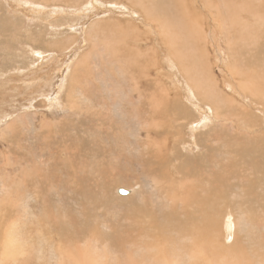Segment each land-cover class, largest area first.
Instances as JSON below:
<instances>
[{"label": "rangeland", "instance_id": "obj_1", "mask_svg": "<svg viewBox=\"0 0 264 264\" xmlns=\"http://www.w3.org/2000/svg\"><path fill=\"white\" fill-rule=\"evenodd\" d=\"M134 1L0 0V206L9 211L2 232L22 247L16 264H65L64 252L88 250L87 262L153 264L146 254L174 250L164 244L174 225L205 264H264V94L243 87L264 77V20L242 21L241 43L219 0H178L170 22L190 44L171 47L166 21ZM184 181L218 197L206 206L217 208L210 223L169 218ZM96 232L102 241L90 240Z\"/></svg>", "mask_w": 264, "mask_h": 264}, {"label": "bare ground", "instance_id": "obj_2", "mask_svg": "<svg viewBox=\"0 0 264 264\" xmlns=\"http://www.w3.org/2000/svg\"><path fill=\"white\" fill-rule=\"evenodd\" d=\"M226 1H227V4H226ZM219 0V1H216V3H217V10L216 11H218L220 8H224V7H226L227 6V10L225 11V15L224 16H226V18L228 19V21L230 22V24H232V27L235 29V31H234V33H236L237 32V37H238V40L240 39L241 40V43L242 42H246V38H247V36L248 35H246V30H247V27L245 26H243L242 25V21H244V20H249V19H258V22L259 23H261V21L262 20H264V0H259V4L258 5H256V7H250L248 4H246L245 3V0ZM251 2L253 1V0H250ZM255 1V0H254ZM135 2V5H138L139 7H141V9H142V11H144L145 12V14L147 15V18L148 19H150L151 21L152 20H157V21H159V19L160 18H162L163 20H165L166 22H165V25H161V27H163V26H166L172 33H170L169 32V35L167 34V33H165L166 34V36L168 35V36H170V37H168V40L170 41V43H168V40L166 39V41H167V43L168 44H170L169 46H171V47H177V46H183V48L185 47V46H189V42H188V40H187V42L189 43L188 45H186V37H183L182 35H183V33H181L182 31V28H183V25L181 24V26H179V28H177L178 26H174L171 22H170V18L171 17H173V16H175L176 15V13H177V9H178V7H179V1L178 0H135L134 1ZM133 2V3H134ZM212 2V1H211ZM257 3V2H256ZM119 5V4H118ZM182 5V4H181ZM250 5H252V4H250ZM253 6V5H252ZM208 7V6H207ZM180 8H181V6H180ZM210 8V7H209ZM211 10V9H210ZM187 14V13H186ZM96 15H97V13H96ZM178 16V15H177ZM180 16H181V14H180ZM218 16H219V13H218ZM220 17H222V16H220ZM169 18V19H168ZM246 18H249V19H246ZM100 19V18H99ZM187 19V18H186ZM224 19V18H223ZM177 20V19H176ZM176 20L174 19L173 21L175 22V23H177L176 22ZM180 20V19H179ZM188 20V19H187ZM154 21V22H155ZM224 22H225V20H224ZM253 23H254V21H253ZM177 24H179V22L177 23ZM187 24V23H186ZM188 24H191V23H188ZM159 25V26H160ZM184 25H185V23H184ZM255 25V24H254ZM253 26V25H252ZM185 27V26H184ZM251 27V26H250ZM79 28V27H78ZM78 28L77 29H75V30H78ZM190 28V27H189ZM228 28V27H227ZM249 28V27H248ZM254 27H252V30H254L253 29ZM80 29V28H79ZM135 29V28H134ZM163 30L165 29V31H167L166 30V28H162ZM191 29H192V26H191ZM184 30H186V29H184ZM103 31V30H102ZM164 31V32H165ZM193 31V30H192ZM164 32H163V34H164ZM184 32H186V34H187V31H184ZM190 32H191V30H190ZM194 32H196V31H194ZM260 32V31H259ZM81 33V32H80ZM198 33V32H197ZM257 33V32H256ZM256 33H254L253 34V37H254V35L256 34ZM132 34H134V33H132ZM164 34V35H165ZM185 34V35H186ZM190 34H193V32L192 33H190ZM190 34H189V36H190ZM184 35V36H185ZM262 35V34H261ZM84 36V35H83ZM201 36V35H200ZM225 36V35H224ZM256 36V35H255ZM87 37V36H86ZM113 37V36H112ZM193 37L194 38H197L198 37V35H197V37H195V35L193 34ZM202 37V36H201ZM243 37H245V38H243ZM250 37V36H249ZM252 37V36H251ZM68 38V37H67ZM187 38H188V36H187ZM200 38V37H199ZM192 39V38H191ZM107 40V39H106ZM140 40V39H139ZM194 40H198V39H194ZM239 40V41H240ZM70 41V40H69ZM74 41V40H73ZM110 41V40H109ZM249 41V40H248ZM253 41V40H252ZM75 42H76V40H75ZM236 42V41H235ZM254 42H255V40H254ZM71 43V42H70ZM194 43H196V42H194ZM118 46V45H117ZM168 46V47H169ZM193 46V45H192ZM220 46V45H219ZM247 46V45H246ZM233 48V47H232ZM248 48H249V46L247 47V50H248ZM251 48V47H250ZM253 48V47H252ZM132 49V48H131ZM188 49V48H187ZM187 49H185L184 51H186ZM244 49H246V48H242V52L244 51ZM79 50V49H78ZM77 50V51H78ZM191 50V49H190ZM194 50V49H193ZM196 50V49H195ZM206 50V49H205ZM238 50V49H237ZM260 50V49H259ZM96 51V50H95ZM134 51H136V50H134ZM174 51V48H173V50H172V52ZM175 51H176V49H175ZM179 51H181V48H180V50ZM188 51V50H187ZM63 52V51H62ZM178 52V51H177ZM182 52V51H181ZM180 52V53H181ZM189 52V51H188ZM197 52V51H196ZM203 52V51H202ZM230 52V51H229ZM235 52V51H234ZM251 52V51H250ZM256 52V51H255ZM261 52V51H260ZM170 53H171V50H170ZM185 53H187V52H185ZM70 54H72V53H70ZM117 54V53H116ZM135 54V53H134ZM174 54H176V52L175 53H173V55ZM178 54H179V52H178ZM189 54V53H188ZM190 54H192V53H190ZM201 54V53H200ZM240 54H241V52H240ZM172 55V54H171ZM177 55V54H176ZM176 55H174V56H176ZM187 55V54H186ZM185 55V57L187 58V56ZM246 55H248L247 54V52H246ZM251 55V54H250ZM250 55H248V56H250ZM65 56V55H64ZM73 56V55H72ZM85 56V55H84ZM194 56V55H193ZM135 57V56H134ZM177 57V56H176ZM179 57V56H178ZM239 57V56H238ZM252 57V56H251ZM127 58V57H126ZM246 59V58H245ZM68 60V59H67ZM128 60H129V58H128ZM133 60H135V59H133ZM160 60V59H159ZM164 60V59H163ZM173 60V59H172ZM180 60H181V62L182 61H184L185 60V58H183V56H180ZM179 60V61H180ZM83 61V60H82ZM189 61V60H188ZM193 61V60H192ZM199 61V60H198ZM197 61V62H198ZM250 61H252V62H247V64H245V66H252L254 69H253V72L257 69L259 72H260V68L256 65V64H253V60H250ZM135 62V61H134ZM167 62V61H166ZM80 63V62H79ZM83 63V62H82ZM170 63V62H169ZM186 63V62H185ZM84 64V63H83ZM151 64V63H150ZM190 64V63H189ZM196 64V63H195ZM65 65V64H64ZM68 65V64H67ZM152 65V64H151ZM180 65H182V64H180ZM187 65V64H186ZM139 66V65H138ZM143 66V65H142ZM154 66V65H153ZM244 66V65H243ZM244 66V67H245ZM144 67V66H143ZM244 67H242L243 69H244ZM177 68V67H176ZM251 68V67H250ZM83 69V68H82ZM247 69V68H246ZM149 70V69H148ZM168 70V69H167ZM72 72V71H71ZM184 72V71H183ZM202 72V71H201ZM218 72V71H217ZM244 72V71H243ZM66 73V72H65ZM172 73V72H171ZM196 73V72H195ZM245 73V72H244ZM255 73H257V71H255ZM62 74V73H61ZM83 74V73H82ZM248 74V73H247ZM253 74V73H252ZM63 75H65V74H63ZM238 75V74H237ZM240 75V74H239ZM238 75V76H239ZM244 75V74H243ZM249 75V74H248ZM261 72L259 73V75H257V76H255L254 78H252L251 80H250V78H248L247 77V79L246 80H244L243 81V83H244V85L245 86H243L244 88H246L247 90L249 89V91L252 93V94H254V93H256V95H259L258 94V92L260 93V95H262V94H264V77H263V79H261ZM251 76H253V75H251ZM74 77V76H73ZM142 77V76H141ZM190 78V77H189ZM243 78V77H242ZM77 79V78H76ZM60 81V80H59ZM61 81H62V79H61ZM72 81V80H71ZM77 81V80H76ZM251 81H254V82H252V83H250ZM79 82V81H78ZM58 83H60V82H58ZM240 83H241V81H240ZM62 84V83H61ZM70 84V83H69ZM259 84L262 86V89H260V90H262V91H260L259 90ZM195 85H197V84H195ZM62 86V85H61ZM243 88V89H244ZM227 90V89H226ZM230 90V89H229ZM57 91H58V89H57ZM242 91V90H241ZM54 92V91H53ZM60 92V91H59ZM58 92V93H59ZM204 92V91H203ZM203 92H201V93H203ZM205 94V93H204ZM126 95V94H125ZM203 95V94H202ZM206 95V94H205ZM249 95V94H248ZM259 95V96H260ZM192 96H193V94H192ZM72 97V96H71ZM103 97V96H102ZM101 97V98H102ZM97 98V97H96ZM201 98L203 99V100H207V101H209V98H208V96H201ZM56 99V98H55ZM194 99V98H193ZM52 101V100H51ZM194 101V100H193ZM54 102V101H53ZM78 102V101H77ZM104 105V104H103ZM85 108V107H84ZM100 110V109H99ZM103 110V109H102ZM96 111H97V109H96ZM100 114V113H99ZM99 116V115H98ZM96 117H97V115H96ZM64 119V118H63ZM46 122V121H45ZM46 130V129H45ZM48 130V129H47ZM50 132V131H49ZM125 133V132H124ZM120 134V133H119ZM114 137V136H113ZM115 138V137H114ZM48 139H49V137H48ZM49 142V141H48ZM24 161V160H23ZM28 162V161H27ZM61 163V162H60ZM66 163V162H65ZM72 163V162H71ZM94 163V162H93ZM161 163V162H160ZM201 163V162H200ZM66 166V165H65ZM78 166V165H77ZM66 167H68V166H66ZM54 168V167H53ZM78 168V167H77ZM171 169V168H170ZM32 172V171H31ZM30 172V173H31ZM64 172V171H63ZM45 173H46V171H45ZM48 173V172H47ZM77 173V172H76ZM44 174V173H43ZM50 174H52V173H50ZM159 174V173H158ZM28 175V174H27ZM46 175V174H45ZM48 175V174H47ZM65 175V174H64ZM67 175V174H66ZM164 175V174H163ZM200 175V174H199ZM42 176V175H41ZM47 178V177H46ZM75 178H77V175H76V177ZM179 178V177H178ZM5 179V178H4ZM170 179V178H169ZM187 179V178H186ZM205 179V178H204ZM49 180V179H48ZM182 181H183V179H181ZM180 180V181H181ZM71 181V180H70ZM50 182V181H49ZM198 182V181H197ZM205 182V181H204ZM173 183V182H172ZM168 184V183H167ZM171 184V183H170ZM169 184V185H170ZM175 184V183H174ZM187 184V185H186ZM7 185V184H6ZM50 185V184H49ZM172 185V184H171ZM74 186V185H73ZM174 186V185H173ZM166 187V186H165ZM177 187V186H176ZM20 188V187H19ZM164 188V187H163ZM175 189V188H174ZM161 190V189H160ZM178 190H179V196L178 197H181V198H179V199H176V200H178L179 202H178V204L180 205L178 208H177V210H174V209H172V211L170 212V215H169V218H170V216L172 215V216H175L176 214L175 213H179V216H182V222L181 223H184V224H186V225H190V226H192V227H195V225H194V223L196 222H200V223H202V224H205V222L206 221H208V223H210V221L209 220H207V214L206 213H209L208 212V210L209 211H211L212 209H217V208H215V207H207L206 208V206H207V204H208V202H212V203H214V204H216L215 202H216V200L218 199V197H217V199L216 200H214L216 197H214V195L212 194V190H211V188H209L208 186H207V184H203L202 186H200L199 184H198V190H196V189H194V185H191V184H188V182H183V183H181V185L178 187ZM118 192V191H117ZM172 192H173V190H172ZM175 192H176V190H175ZM164 193H165V191H164ZM129 194V193H128ZM219 194V193H218ZM175 195H177L176 193H175ZM216 196V195H215ZM227 196V195H226ZM242 196V195H241ZM177 197V198H178ZM229 197V196H228ZM239 198V197H238ZM175 199V198H174ZM174 199H170V203H173L175 200ZM221 199V198H220ZM230 199V198H229ZM228 199V200H229ZM238 200V199H237ZM0 201H2V199L0 200ZM230 201V200H229ZM5 202V201H4ZM63 202V201H62ZM66 202V201H65ZM64 202V203H65ZM169 203V202H168ZM231 203V202H230ZM235 202H233L232 204H234ZM238 203V202H237ZM241 203V202H240ZM247 203V202H246ZM62 204V203H61ZM195 204H202L204 207H205V209H203V210H200V211H198V210H196V209H194V210H191V208H192V206L193 205H195ZM220 204V203H219ZM229 204V203H228ZM171 206V205H170ZM234 206V205H233ZM64 207H65V205H64ZM68 207V206H67ZM67 207H65V208H67ZM169 207V206H168ZM238 207V206H237ZM0 210H1V212L2 213H0V264H16L17 263V259H16V252L18 251V250H20L19 248L21 247L20 245V247L19 246H17L18 247V250H17V247L14 245V243H16L17 241H16V238H15V234H14V231H10L9 230V228H8V226H7V228H6V230H5V232H2V229H3V227H4V224H5V220H7L8 221V214H9V211H7V212H5V210H6V208H4V207H2V206H0ZM168 210V209H167ZM174 210V211H173ZM6 213V214H5ZM210 213H213V211L212 212H210ZM209 213V214H210ZM162 214V213H161ZM168 214V213H167ZM175 214V215H174ZM204 214V215H203ZM69 216V215H68ZM210 216H213L212 214L210 215ZM241 217V216H240ZM166 217H165V215H164V218L162 217V220L163 219H165ZM167 219H168V216H167ZM175 218H171V220H174ZM169 220V219H168ZM143 222V221H142ZM154 222V221H153ZM212 222V221H211ZM8 223V222H7ZM152 223V222H151ZM150 223V224H151ZM155 223V222H154ZM184 224H181V225H184ZM148 225V224H147ZM151 225H149L148 227H150ZM169 226V225H168ZM167 226V229L168 228H171V225H170V227H168ZM179 226H180V223H179ZM151 227H153V226H151ZM159 227H161L162 228V226H159ZM181 227V226H180ZM141 228V227H140ZM164 228V227H163ZM185 228V227H184ZM196 228V227H195ZM194 228V230H195V232H196V234H197V236L198 237H200V245H201V243L203 244V243H205V241H206V239H204V237L203 238H201V235H199L200 233L196 230ZM232 228V226L230 225V229ZM141 230V229H140ZM148 230V229H147ZM158 230V229H157ZM164 231H165V229H163ZM163 230H161V233H160V236L157 238V239H154L153 237V233H149V232H146L145 233V237H147V238H152V239H154V242H151L152 244H154V243H156V244H158L159 242H161V240H162V238H163V233H164V231ZM193 230V231H194ZM86 231V230H85ZM94 232V231H93ZM169 233H170V230L168 231ZM183 232H186V230L184 231V230H180L178 227H176L175 225H174V227L172 226V230H171V235H172V233L173 234H176V236H174V235H172V236H170V234L168 233V234H166V236H167V239H165V243L164 244H167V246L169 245H171V244H173V246H172V248L174 249H172L173 251H167V250H164V252H162L163 254H164V259H162V257H161V253L160 254H157V255H152V256H150V253L149 254H146L148 257L147 258H149V259H151L152 261L151 262H153V264H162V262H167L168 264H205V259L203 258V257H201V254L200 253H198L195 249H194V247H193V245H192V243L191 244H189L188 246H180V244L182 243V242H185L184 241V239H187L186 238V234H187V232L186 233H183ZM130 233V232H129ZM181 233L183 234V236H182V240L180 239V238H178L177 239V234L178 235H180L181 236ZM199 233V234H198ZM126 234H128V233H126ZM131 234V233H130ZM117 235V234H116ZM144 236V235H143ZM102 234H100V232H96V233H94L93 235H92V237L90 238V240H92V241H94V242H98V241H102ZM119 238V237H118ZM128 239V235H125V241H127L126 242V244L128 245V243L130 244L131 242L129 241V240H127ZM229 239V241H230V237L228 238ZM227 239V240H228ZM103 240H106V239H103ZM124 240V239H123ZM189 240V239H188ZM134 241V240H133ZM153 241V240H152ZM195 241H196V239H195ZM249 241V240H248ZM264 241V240H263ZM105 243V242H104ZM114 243V242H113ZM150 243V244H151ZM179 243V244H178ZM188 243V242H187ZM19 244V243H18ZM96 244V243H95ZM122 244V243H121ZM175 244H177V245H179V247H176L175 246ZM254 244V242H249L247 245H244V247H247L248 245H249V247H250V245H253ZM131 245V244H130ZM137 245V244H136ZM143 245V244H142ZM262 245H264V242L262 243ZM95 246V245H94ZM123 246V245H122ZM132 246V245H131ZM151 246V245H150ZM166 246V245H165ZM140 247V246H139ZM146 247V246H145ZM148 247V246H147ZM154 247H156V246H154ZM254 247V246H253ZM22 248V247H21ZM96 248H97V246H96ZM115 249H118V247H114ZM129 249H126V251H124V253H126L127 255H129V256H131V250H133L132 248H130V247H128ZM162 248H163V246H162ZM251 248V247H250ZM75 249V248H74ZM140 249H141V247H140ZM140 249H137V250H139L141 253H142V251L140 250ZM144 249V248H143ZM152 249H153V247H152ZM253 249H255V248H253ZM257 249H259V248H257ZM91 250V249H90ZM137 250L135 251V253L137 252ZM144 250H146V249H144ZM149 250L150 251H152L150 248H149ZM148 250V251H149ZM201 250H202V248H201ZM239 249H233V247L232 248H229V249H227V253H233V252H236V251H238ZM94 251H95V248H94ZM109 251V250H108ZM147 251V250H146ZM154 251V250H153ZM167 251V252H166ZM204 251V250H203ZM202 251V252H203ZM88 252H90L89 250L86 252V253H84V254H82L80 257H77V256H75V257H73V256H70L69 254H66L65 252H64V257H65V264H98V262H97V260H95V262H93L92 263V261H88L87 262V257H88ZM106 252L107 251H103V255L105 256L106 255ZM134 252V251H133ZM139 252V253H140ZM239 252H243L242 250H239ZM25 253V252H24ZM20 254H22L21 252H19V255L18 256H20ZM214 254H217V255H220L221 254V250L219 249V250H217L216 252H214ZM214 254L213 255H211V256H214ZM255 254H257V253H255ZM23 256V255H22ZM163 256V255H162ZM21 257V256H20ZM91 258V257H90ZM97 258H100V257H97ZM106 258H108V257H106ZM105 258V259H106ZM125 258H127L128 260H129V264H141L140 262H133V260L129 257H125ZM144 258H146V257H144ZM144 258H142V259H144ZM104 260V259H103ZM107 260V259H106ZM29 261V260H28ZM112 261V260H111ZM211 261H213V262H217V264H219V260L217 259V257H213L212 258V260ZM211 261L209 262V264H211ZM19 262V261H18ZM61 263V262H60ZM113 263V262H112ZM29 264V263H28ZM61 264H64V263H61ZM100 264V263H99ZM101 264H105V262L104 263H101ZM111 264V263H110ZM164 264H166V263H164ZM225 264H244V262L243 261H239V262H232V263H225Z\"/></svg>", "mask_w": 264, "mask_h": 264}, {"label": "water", "instance_id": "obj_3", "mask_svg": "<svg viewBox=\"0 0 264 264\" xmlns=\"http://www.w3.org/2000/svg\"><path fill=\"white\" fill-rule=\"evenodd\" d=\"M118 195L126 196V195H128V192L127 191H123V190H118Z\"/></svg>", "mask_w": 264, "mask_h": 264}]
</instances>
